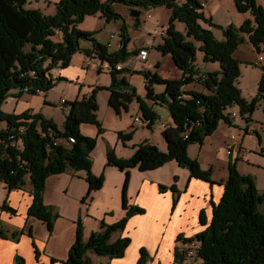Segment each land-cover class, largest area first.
<instances>
[{"label":"trees","instance_id":"obj_1","mask_svg":"<svg viewBox=\"0 0 264 264\" xmlns=\"http://www.w3.org/2000/svg\"><path fill=\"white\" fill-rule=\"evenodd\" d=\"M113 1L124 2L130 10L140 11V7L153 5H166L170 9V21L157 49L163 54H170L182 70V75L169 79L158 73L145 72L149 80L144 82L147 96L159 98L170 111L172 124L162 130L167 151L159 149L151 141H144L135 147L130 157L121 158L110 148L107 151V164L126 171L124 191L131 167L141 171L153 170L170 160H176L182 167L188 168L191 176L211 180V170L202 169L196 158L189 157L187 146L195 141L203 144L205 138L217 129L221 119L230 123V113L225 112L228 106L238 104L243 112L252 113L256 100L264 99V68L257 96L246 101L236 85L240 77V61L233 55L245 38L244 34L248 35L255 49H264V0L263 3L234 0L237 10L249 12L252 18H245L238 26L229 24L223 27L225 38L222 40L216 39L209 28L215 22L204 14L201 0H55L54 14L26 7L27 0H0V104L11 87L21 86L23 89L29 86V92L37 93L36 88L48 90L59 79H64L59 75L55 81H51L47 74L55 66L64 68L70 64L72 54L81 49L80 39H92L93 49L112 66L109 104L117 110L121 106L126 107L135 95L124 75L128 68H115L117 63L127 59L125 45L117 52L109 53L106 44L98 43L91 37V32L77 27V23L88 14H99L106 20L118 17L111 8ZM135 17L139 18V15ZM175 20L185 23L186 36L199 40L201 50L205 52L204 59L218 61L220 69L200 71L194 63L196 47L186 39L184 33L174 28ZM136 23L139 24V21ZM84 52L88 53L89 50L85 49ZM192 81H199L205 91L185 89L186 84ZM152 82L165 83V92L156 95ZM96 91L97 87L89 95L69 103L62 128L52 119L31 110L18 114L0 111V123L4 122V126L0 124V183L5 182L8 188L17 189L29 182L33 200L28 214L42 219L50 230L59 214L56 212L52 219V211L43 202V190L49 175L85 169L89 182L85 196L103 184V174L94 175L91 172L88 158L97 140L83 134L79 128L83 122L89 121L100 125L94 116L97 109ZM137 101L143 117L149 119L148 126L153 125L156 113L145 106L141 99L137 98ZM130 135L131 132L126 137ZM69 136L75 137L71 143L67 142ZM119 136L124 138L121 132ZM224 186L220 201L213 206L208 227L195 236L200 242L196 256L201 258L196 264H264V211L258 208L264 202V189L259 192L252 175L239 172L234 162L229 165V176ZM167 188L160 184V190ZM169 188L175 190L176 184ZM127 203L124 193L122 205L126 215L109 224L101 220L100 226L104 231L92 232L88 241H83L82 229L77 223L76 238L64 263L90 264L88 251L110 258L122 257L130 243V236L119 235L111 241L112 233L117 230L125 232L128 218L144 212L143 207ZM3 206H7L5 202ZM9 208L12 209L11 206ZM20 232L14 231L11 236L17 238ZM3 235L0 231V236ZM176 257H179L178 252H175ZM149 258L147 248L142 247L138 264H148ZM24 261L22 256L17 255L15 264H24Z\"/></svg>","mask_w":264,"mask_h":264},{"label":"crops","instance_id":"obj_2","mask_svg":"<svg viewBox=\"0 0 264 264\" xmlns=\"http://www.w3.org/2000/svg\"><path fill=\"white\" fill-rule=\"evenodd\" d=\"M202 3L204 7L208 6L207 0ZM259 3L261 2L259 1ZM230 7L232 15L237 14L239 17L237 25L242 23L245 18H252L249 12L237 10L234 0ZM166 25H163L162 29ZM142 26L144 29H149L147 21H143ZM244 37L249 39L246 34ZM143 47L148 49V46L143 44L135 49L136 52H132L125 62H121L124 68L136 66L135 63L139 60L136 58V53ZM87 49L90 51L93 47ZM238 50L239 46L233 54L234 57ZM158 65L169 66L167 71L169 79L179 78L182 75V70L175 64L170 54L162 53ZM88 67H93L98 73L104 70L110 72L107 68L97 66V64L86 65L85 62L84 67H80L70 61V64L62 68L60 72L64 78L62 80L70 83L68 85L69 94L77 95L74 83L81 85L86 78ZM157 72L164 76L160 69ZM125 77L127 78L126 75ZM184 88L186 89V86ZM90 93L91 91L87 92L86 96ZM68 96L63 95L67 102ZM19 101L16 103L19 104ZM59 103L61 106L66 104L61 103L60 99ZM26 105L28 106V102ZM23 108L21 107L20 110ZM107 108L105 119L101 121L100 125L96 124L95 131L92 132L87 127L89 125L83 124L85 122L79 126L83 134L97 140L91 152V172L94 175L104 174L103 184L92 190L90 195L85 196L89 186L85 169L68 170L49 175L43 190V202L46 205H54L59 214L53 221L51 231L42 219L28 214V208L33 200L29 182L17 189L8 188L5 182L0 183V187L8 192V199L3 200L2 203L8 201V205L12 206L20 215V217L13 218L11 212L6 214L5 225L8 230L7 234L4 233L3 236H0V264H15L17 255L25 259L24 264H66L64 260L76 238L77 219L81 223L93 224L98 228L100 220L112 223L122 218L126 215V209L122 205L124 193L127 204L144 208L143 213L131 215L127 220L125 232H119L117 235L127 234L130 236V243L125 249L124 255L118 258H95L94 254L89 253L90 264H138L139 250L142 247H146L149 253L148 264H175V252L180 254L184 250L179 240L187 241L188 238L195 237L208 227L213 216V206L220 201L225 188L224 181L229 176V162L226 167L223 166L216 170L211 160L199 161L203 169L210 168L212 181L191 176L189 169L181 167L176 160L164 162L153 170L141 171L137 167H131L127 188L124 191L126 171L120 170L115 165L107 164L108 149H113L116 155L121 158H127L132 155L139 143L151 141L154 144L160 140V136L152 129L154 125L137 127L134 124L133 116L139 115L141 111L137 100H131L126 107L121 106L120 110L110 104ZM162 118L164 119V117ZM165 122H167L164 123L165 125L172 124V122ZM63 125L58 124L57 126L62 128ZM244 129L246 134L250 131L260 130L261 142L258 147L264 152L261 133L263 126L259 125L257 121L249 119L246 121ZM215 131L208 135L204 143L200 145L204 147L211 143L209 140L216 135ZM119 132L124 138L119 136ZM130 132L131 135L126 137ZM230 139L234 140V138ZM223 141L227 142L225 138ZM156 144L159 146V143ZM226 144L228 147L230 143ZM238 151L242 156L246 155L243 153L241 144ZM261 157L264 155L262 154ZM173 183L176 184L175 190L169 188ZM160 184L168 188L160 190ZM108 212H111L112 215L106 216ZM19 230L22 232L17 235V238H13L11 233ZM83 237L84 235H82ZM53 258L56 260H52Z\"/></svg>","mask_w":264,"mask_h":264},{"label":"rangeland","instance_id":"obj_3","mask_svg":"<svg viewBox=\"0 0 264 264\" xmlns=\"http://www.w3.org/2000/svg\"><path fill=\"white\" fill-rule=\"evenodd\" d=\"M207 1L208 6L203 7L202 10L207 17H211L215 22V25L209 26V28L213 31L216 39L222 40L225 38L223 35V27L229 24L233 26L240 25L241 23L238 25L236 24L239 17L237 14L232 15V12L230 11L232 0ZM259 1L263 3V0ZM259 1L257 0L258 3ZM25 6L34 7L43 13L49 14H54L56 10L55 0H27ZM111 8L113 12L119 15L118 17L106 20L105 17H101L99 14H88L80 23H77V27L80 30L91 32V37L98 43L106 44L108 48L107 51L109 53L117 52L122 48L124 45V32V37L126 38L124 52L127 57L143 44L148 46V59L145 61L137 59L138 61L135 63L136 66L128 67V71L124 72V74L129 79L128 82L130 90L134 91L135 95L133 96V100L136 101L137 98L141 99L145 106L156 113L157 118L153 123L154 128L152 129L160 136V140L154 144L158 146L156 143H159V149L167 151V142L162 135V130L166 125H161L159 117H161L160 119H163L162 117L166 119H163L164 123H167L165 121L172 122L169 115L170 111L168 105L160 101L159 98L148 97L147 89L143 82L149 81L145 76L146 71L158 73L157 71L160 69L164 75L162 77L168 78L167 76H169L167 72L169 66L158 65L159 59H161L162 51L157 49V45L162 39V26L168 24V21H170L171 11L166 7V5H153L146 8L140 7L141 14H139V18H136L131 15L130 7L124 2L113 1ZM137 20L140 25L136 23ZM143 21L148 22L149 29H144V26H142ZM202 25L208 27L205 23H202ZM173 26L186 36V26L183 21L175 20L173 22ZM220 36L221 38H219ZM186 39L191 41L196 47L194 63L197 67H199L200 71L207 72L214 69H220L218 61L204 59L205 52L201 50V43L199 40L193 38L192 36H186ZM79 44L81 49L76 50L72 54L71 62L80 67H84L85 61L83 59V52L87 48H92L94 46V41L92 39H80ZM235 56L240 61V77L236 85L240 88L244 99L246 101H251L258 94L259 80L261 79L263 73L262 70L264 68V49H255L254 46L246 38H244L240 42L239 50ZM111 81L112 78L110 72L104 70L98 73L93 67H88L86 78L82 81L81 85L79 83H74L77 95H71V93L69 94L68 85L70 83L62 79L58 80L55 86H51L48 90L44 88L40 93H31L29 91H24L21 86H14L9 89L8 93H6L5 98L0 104V111L18 114L25 110H31L33 112L40 113L46 118L52 117V119H54L53 121L59 125H63L65 115L70 107L69 103L76 98L81 99L86 96L87 92L91 90L93 91V89L97 87V91L94 95L97 103V109L94 111V116L99 123H102L101 121L105 119L106 111H108V96H110L109 86ZM151 86L156 95H161L165 92V83L152 82ZM186 89L205 91L204 86L199 83V81L187 83ZM61 95L62 97L63 95L68 96V102L64 106H61L59 103ZM18 101L19 104L16 103ZM26 102H28V106L26 105ZM21 107H24L23 110H20ZM142 112L143 111L141 110L139 115L143 116ZM225 112L230 113V115H228L230 123L221 119L218 123L217 129H215L216 131L214 130L216 135L209 140L211 143L203 147L197 143V141L192 142L187 146V154L191 158H196L198 163L199 161H204L206 159L211 160L216 170L221 169L223 166L226 167L228 162L229 165L234 162L239 172L242 174L252 175L257 190L261 192L264 189V157H261L262 154L264 155V152H262L261 148L258 147L261 142L259 135L260 130L250 131L246 134L244 132V126L246 121L249 119L257 121L259 125L263 126V131L261 133L263 139L262 148L264 149V99L261 98L260 100H256L255 108L252 113L243 112L238 104H233L230 107L228 106ZM233 112L242 113V116L237 117L234 120L232 117ZM0 124L1 126H4V122ZM83 124L89 125L87 127H89L92 132L95 131L97 126L96 123H92L91 121ZM224 138L228 143H230L228 147L226 146L227 142L223 141ZM230 138H234V140H231ZM234 142L236 143L233 144ZM240 144L241 148L246 151L245 156H242V154L238 151ZM228 150L230 151L229 153ZM88 158L91 163V153ZM207 169L210 168L207 167ZM102 176L104 181V174ZM6 199H8V192L0 187V231L3 234H7L8 230L5 225L6 214H10L11 212L13 218L20 217L19 213H16L15 209V211H12L13 208H9L10 206L7 203L8 201H5L7 206H3L2 201ZM47 206L52 211L53 219L58 210H56L54 205ZM258 208L259 210L264 211V202L261 203ZM111 215V212L106 214V216ZM76 222L80 223L82 229L81 234L84 235L83 241H88V235L92 232H100L101 230L104 231L103 227L100 226V223H98L97 228V226L93 224L81 223L79 219H77ZM98 222H101V220ZM104 222L109 224L107 220ZM49 231L51 230L49 229ZM118 233V230L112 233L110 240H115ZM179 241L184 250L193 243L194 254L192 256H186L183 254L182 250L179 257H176L175 264H196L201 261V258L196 256V251L200 246V242L196 240L195 237L191 240L184 241L183 239ZM89 253L94 254L95 258H109V256L97 254L93 251H88L87 256H89Z\"/></svg>","mask_w":264,"mask_h":264},{"label":"built area","instance_id":"obj_4","mask_svg":"<svg viewBox=\"0 0 264 264\" xmlns=\"http://www.w3.org/2000/svg\"><path fill=\"white\" fill-rule=\"evenodd\" d=\"M166 28V27H165ZM165 28L162 29L161 33L165 34ZM148 49L146 47L141 48L139 51H137L136 53V58H138L141 61H145L147 59V55H148ZM84 57H85V62L86 65H90V64H97V66H102L104 68H107L109 71L112 69L111 64L108 62V60H103L98 52L94 49L90 50L88 53H84ZM123 67V65L121 64V62L117 63V65H115L116 69H119ZM62 67L61 66H55L53 67L47 74V76L51 79V81H55L61 72ZM29 86H25L23 88L24 91H29ZM42 89L40 88H36L35 92L39 93L41 92ZM61 103H66L67 100L65 97H61L60 98ZM242 113H236L233 112L232 117L235 119L236 117H241ZM161 117H159V120L161 121L162 124H164V121L162 119H160ZM133 120H134V124L137 125V127L139 126H144V125H148L149 123V119L144 118L141 115H134L133 116ZM233 137V136H232ZM75 140L74 136H69L67 142L71 143ZM230 151L228 150V153ZM243 153L245 154L246 151H243ZM198 249V248H197ZM183 254L186 256H192L194 254V245L193 243L185 250H183Z\"/></svg>","mask_w":264,"mask_h":264},{"label":"water","instance_id":"obj_5","mask_svg":"<svg viewBox=\"0 0 264 264\" xmlns=\"http://www.w3.org/2000/svg\"><path fill=\"white\" fill-rule=\"evenodd\" d=\"M139 13H140L139 9H132V10H131V14H132L133 16H137V15H139Z\"/></svg>","mask_w":264,"mask_h":264}]
</instances>
